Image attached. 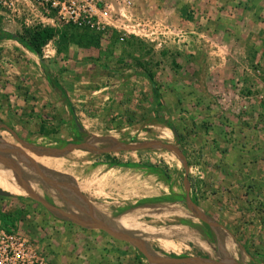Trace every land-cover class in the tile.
Masks as SVG:
<instances>
[{
    "label": "rangeland",
    "instance_id": "1",
    "mask_svg": "<svg viewBox=\"0 0 264 264\" xmlns=\"http://www.w3.org/2000/svg\"><path fill=\"white\" fill-rule=\"evenodd\" d=\"M17 5L20 16L0 9V30L21 31L28 4ZM94 11L102 27L58 20L49 43L58 72L67 47L86 58L57 77L77 110L47 125L62 137L0 124V231L24 240L13 264H164L135 242L157 256L264 264V0H96ZM12 101L0 90L3 107ZM135 209L123 228L102 218Z\"/></svg>",
    "mask_w": 264,
    "mask_h": 264
},
{
    "label": "crops",
    "instance_id": "2",
    "mask_svg": "<svg viewBox=\"0 0 264 264\" xmlns=\"http://www.w3.org/2000/svg\"><path fill=\"white\" fill-rule=\"evenodd\" d=\"M0 13L5 15V12L2 10L0 11ZM53 26L55 27L57 26V24ZM51 40L52 37L49 38L44 43V45L42 46V54L38 55L34 51L28 50L15 38L4 37L0 35V55L9 58L6 63L0 61L1 62L0 68L1 67L3 68V69L1 68L0 72L3 73L7 72L6 74L4 73V75L0 73L1 75L0 77H2L0 79V90L6 92L8 94V97L14 100L12 101L13 105L10 107H3V105L0 104V121H1L0 124L3 125L4 121L7 122V124L13 125L15 127L17 125L22 124L24 125V128L22 129L24 134H26L29 131L30 135L39 134V136L41 137L47 136L50 139H53L54 137L56 139H59L61 132H54V137H52L51 135L49 136L47 135V134H51L50 131H47V125L53 127V126H61L63 124H68L71 122V120H73L74 117L73 115L77 113V110L76 107L73 106V112L69 111V107L65 103L64 95H63L66 94L68 96V93L65 90L64 86L61 84V82L57 79V77L58 74L60 73L64 74L65 72L68 73L69 77L77 75L76 72L78 71V67L76 65H72L71 63L73 62H71L70 60L77 59L76 62H79L81 59H86V58L84 57L85 55L83 56V54L79 55V52L75 48H73L71 51V48L69 47L70 48L69 49L67 47V51L64 54L65 59L67 60L66 69H62L60 72H58L56 68H50L47 64V60H53L55 61L54 62L55 64L59 65L61 59L60 55H62L61 52L55 50V47L53 45L52 46L49 45ZM20 70L22 73L24 72L23 73L24 80L22 81L19 79V77L22 76L21 74H19ZM3 77L6 79L3 80ZM53 79L57 80L58 83L57 85L54 84ZM71 80L72 79L67 81L71 82ZM21 86L23 92L26 93V96L24 95V97L22 98L23 104H19L18 101L20 98L18 96L17 98H15L16 94H18V91L21 89L19 88ZM71 105H73V103ZM114 112H116V110ZM86 117H90V116L86 114ZM153 119L154 117L152 118V120ZM40 125L46 127L44 133L40 134L38 131L34 132L33 129L35 128L38 129ZM77 130H79V128H77ZM231 189H232L231 190L232 193L234 189L236 191V188H234L233 186H231ZM236 193L237 196L232 198V203L234 206L237 207L239 206L240 203L239 201H242L243 198L240 197L241 195L240 192L236 191ZM134 211H136L138 215L140 214V212H138V210L135 209V210H125L113 216H107L103 213V216L105 219L109 218V219L120 220L121 224L116 226L123 228L124 225H127V221L123 219V217L130 215ZM101 212L103 211L101 210ZM255 219L259 220L257 217ZM233 221L234 220H232L231 223H233ZM219 222L220 224H217L216 228H221V230H223L225 234L227 230L229 229L231 231L233 230L232 227L230 228V225L228 224H226V226L222 225L224 224V221L221 220ZM138 233L141 232L137 231V234ZM246 235H247L246 237H249L250 234H246ZM82 252H83L82 250L79 251V253ZM249 257L251 261L254 258V256H249ZM69 263L70 264H103V262L89 263L86 261L85 263H81L80 259L77 257L75 258V260L68 262V264Z\"/></svg>",
    "mask_w": 264,
    "mask_h": 264
},
{
    "label": "built area",
    "instance_id": "3",
    "mask_svg": "<svg viewBox=\"0 0 264 264\" xmlns=\"http://www.w3.org/2000/svg\"><path fill=\"white\" fill-rule=\"evenodd\" d=\"M20 1H26L28 4L26 11L23 12L26 14L23 16V24L27 27L38 24L53 26L58 20L75 25L88 24L96 29L102 27L100 20L94 16L96 0H0V9L6 10L7 16L9 14L20 16L22 12H19L17 5ZM49 11H53L55 17L50 16ZM134 24L137 25L138 22L134 20ZM122 34L119 36L120 39L123 37ZM0 237L4 238V243L0 239V264H13L15 258L13 243L22 245L24 240L15 233L4 231H0Z\"/></svg>",
    "mask_w": 264,
    "mask_h": 264
},
{
    "label": "trees",
    "instance_id": "4",
    "mask_svg": "<svg viewBox=\"0 0 264 264\" xmlns=\"http://www.w3.org/2000/svg\"><path fill=\"white\" fill-rule=\"evenodd\" d=\"M57 32L58 30L53 26L38 24L33 27L22 26L21 31L17 33L6 32V31L0 30V35L4 37H13L17 41H19L24 47H26L28 50L34 51L35 53L40 55L41 46ZM148 77H150L149 74H148ZM157 114L158 113H156L155 115L156 117H154V119H158V120L160 119L161 121V118H159ZM166 125L170 127L173 134L177 138L178 133L173 127V125L171 123H168V124L166 123ZM110 163L111 164H114V163L115 164H131L132 162H120L116 159H113L110 161Z\"/></svg>",
    "mask_w": 264,
    "mask_h": 264
},
{
    "label": "water",
    "instance_id": "5",
    "mask_svg": "<svg viewBox=\"0 0 264 264\" xmlns=\"http://www.w3.org/2000/svg\"><path fill=\"white\" fill-rule=\"evenodd\" d=\"M23 188L25 189V191H27L31 196H33L34 198H37L38 200H40L41 202H43L46 206H51L47 203H45L42 199L38 198L36 195H34L29 186L26 184L22 185ZM0 194L1 195H7L9 194L8 191L0 188ZM52 207V206H51ZM53 208V207H52ZM73 218V217H72ZM112 233H116L118 234L116 231H112L111 229H109ZM120 234V233H119ZM131 238V237H130ZM128 237V239H130ZM136 246H138V248L146 255L148 256L150 259H153L157 262H161L164 264H212L207 260H202L199 258H194V257H174V256H157L156 254L149 252L147 250H145L138 242L134 243Z\"/></svg>",
    "mask_w": 264,
    "mask_h": 264
},
{
    "label": "bare ground",
    "instance_id": "6",
    "mask_svg": "<svg viewBox=\"0 0 264 264\" xmlns=\"http://www.w3.org/2000/svg\"><path fill=\"white\" fill-rule=\"evenodd\" d=\"M22 167V166H21ZM103 219H105L104 217H102ZM108 222L114 224V225H120L121 224V221L120 220H117V219H109L107 218L106 219ZM141 232V231H140Z\"/></svg>",
    "mask_w": 264,
    "mask_h": 264
}]
</instances>
